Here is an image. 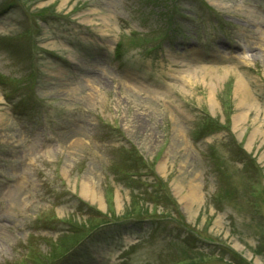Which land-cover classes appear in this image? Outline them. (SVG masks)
Masks as SVG:
<instances>
[{
  "label": "rangeland",
  "instance_id": "obj_1",
  "mask_svg": "<svg viewBox=\"0 0 264 264\" xmlns=\"http://www.w3.org/2000/svg\"><path fill=\"white\" fill-rule=\"evenodd\" d=\"M0 78V264H264V0H0Z\"/></svg>",
  "mask_w": 264,
  "mask_h": 264
},
{
  "label": "bare ground",
  "instance_id": "obj_2",
  "mask_svg": "<svg viewBox=\"0 0 264 264\" xmlns=\"http://www.w3.org/2000/svg\"><path fill=\"white\" fill-rule=\"evenodd\" d=\"M197 69H201V67L199 68H195V69H190L187 73L189 74V77L184 79L186 82H191V79L194 78V72H196L195 70ZM206 70H204V68L202 69L203 71H209V73L214 76L215 74L213 72V68H205ZM209 69V70H207ZM193 75V77H192ZM92 82V81H91ZM92 86L93 88H95V90H97V85L95 84V80H93L92 82ZM235 90H236V97L238 98V104H240L239 106H243L247 103L249 104H253L252 99L250 97V95L248 93H246V90L244 89V82L241 80V78H236L235 79ZM194 182V181H193ZM18 192H16V187L12 190H10L8 192V197H18L19 194H17ZM84 197H89V196H96V192L94 190H92L89 186V183L84 179L81 185V192H80ZM184 198L188 199V202H191L192 200H196L197 199V185L196 183H192L191 182V190L188 193H185Z\"/></svg>",
  "mask_w": 264,
  "mask_h": 264
},
{
  "label": "trees",
  "instance_id": "obj_3",
  "mask_svg": "<svg viewBox=\"0 0 264 264\" xmlns=\"http://www.w3.org/2000/svg\"><path fill=\"white\" fill-rule=\"evenodd\" d=\"M172 6L174 7V4H173ZM169 19H171L170 16H169ZM167 24L170 25L171 23H170L169 21H167ZM201 127H202L203 129H207V130L210 129V128L208 127V123H206V124H204V125H201ZM202 132H203V130H202ZM152 179H154V181H155V180L157 181V179H156L155 177H153ZM152 192H153V193H152ZM152 192L150 191L149 193H147V195L149 196V198H150V196H152L154 193H156L155 190L152 191ZM140 212L142 213V210H140ZM130 214L134 215L133 212L128 211V212H127L123 217H121V218L115 217L114 215H112V218H113L114 220L117 221L118 219L125 218V217L129 216ZM148 214L153 215V214H155V213H154V212H153V213H149V212H148ZM134 216H138V215H134ZM94 227H95V226H94ZM91 228H92V227H91ZM91 228H89L88 230H90ZM81 231H82V230H80L79 228H78V229L74 228L73 231L71 232V236L74 237V236H76L77 234H79ZM58 241H59L58 244H57V242H56L55 246L53 247V252H55V251H59L58 248L61 246V242H60V239H59ZM190 241H193V239H190ZM60 250H62V247H60ZM61 252H62V251H61ZM228 255H230V259H231V260H233V261L236 260V258H235L232 254L228 253ZM55 257H56V255L52 254L51 257H50V260L54 259ZM228 257H229V256H228ZM190 258L193 260V263H195L197 260H198L199 262L204 260V258H202L201 256H200V257H196V255H194L193 257H190ZM194 258H196L197 260H194ZM184 261L187 262V260H184V258H182V259L178 258V259H176V262L173 263V264H181V263L184 262ZM189 263H192V262H189Z\"/></svg>",
  "mask_w": 264,
  "mask_h": 264
}]
</instances>
